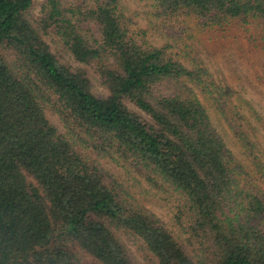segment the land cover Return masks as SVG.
Here are the masks:
<instances>
[{
	"label": "trees",
	"instance_id": "obj_1",
	"mask_svg": "<svg viewBox=\"0 0 264 264\" xmlns=\"http://www.w3.org/2000/svg\"><path fill=\"white\" fill-rule=\"evenodd\" d=\"M151 1L159 46L121 0H0V264H264L262 118L192 34L242 31L264 73V0Z\"/></svg>",
	"mask_w": 264,
	"mask_h": 264
},
{
	"label": "rangeland",
	"instance_id": "obj_2",
	"mask_svg": "<svg viewBox=\"0 0 264 264\" xmlns=\"http://www.w3.org/2000/svg\"><path fill=\"white\" fill-rule=\"evenodd\" d=\"M121 6L126 15L132 18L135 25L140 28L149 27L147 32L148 41L153 45H162L166 40V31L158 25V20L152 14L151 0H121ZM32 10L36 11L35 8ZM152 23H154L152 27ZM186 25H191V18H186ZM195 42L201 46V53L208 64L222 73L233 83L239 91L238 100L248 101L262 118V122L257 120L255 115L251 116V121L256 128L257 140L264 149V73L259 67V52L253 48L251 42L246 38L242 31L232 30L226 37L214 35L208 38L207 34L199 29L192 31ZM187 41H193L188 39ZM194 42V41H193ZM92 91L97 95H103L104 89L95 78H92ZM198 96L207 108L210 117L222 134L227 145L233 150L236 156L244 158L242 148L238 143L232 131L223 122L221 117L214 111L210 101L202 93ZM48 117L57 127L59 132L64 128L57 116L49 113ZM101 163L109 169L119 180L128 187L130 192L143 204L152 209L169 225L171 223V214L167 207L152 192L144 191L146 185L143 183L142 188L133 184L124 169L109 158L100 159Z\"/></svg>",
	"mask_w": 264,
	"mask_h": 264
}]
</instances>
